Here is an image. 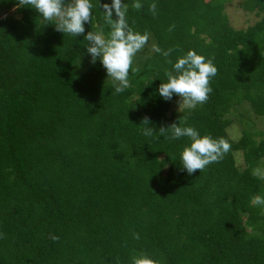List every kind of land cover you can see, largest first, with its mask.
Listing matches in <instances>:
<instances>
[{"label":"trees","instance_id":"trees-1","mask_svg":"<svg viewBox=\"0 0 264 264\" xmlns=\"http://www.w3.org/2000/svg\"><path fill=\"white\" fill-rule=\"evenodd\" d=\"M234 1L130 8V26L150 34L142 54L151 51L136 55L131 87L117 95L83 55V36H63L17 0H0V264H264V210L250 203L264 194V132L229 134L237 106L264 118V0L241 1L259 17L245 28L231 24ZM93 16L95 25L99 9ZM189 49L218 72L187 122L231 144L192 176L180 170L187 138L158 131L183 115L173 109L178 97L157 93L167 60ZM144 117L157 129L151 138L140 132Z\"/></svg>","mask_w":264,"mask_h":264},{"label":"clouds","instance_id":"clouds-1","mask_svg":"<svg viewBox=\"0 0 264 264\" xmlns=\"http://www.w3.org/2000/svg\"><path fill=\"white\" fill-rule=\"evenodd\" d=\"M16 7L34 10L43 25H54L63 36L74 39L83 36L87 41L83 55L89 54L91 64L99 62L105 69L114 94H123L131 87L130 69L135 73L134 59L150 39L147 31L135 30L128 22L129 9L139 11L143 7L142 0H17ZM149 7L155 15L156 4ZM95 9H99L100 18L93 25ZM89 25L94 30H86ZM153 51L166 58L171 54V49L165 51L156 45H153ZM167 63L171 69L165 70L163 80L159 79L157 93L165 102L178 97L177 111L183 115L177 122L161 126L158 131L170 141L187 138L189 142L179 154L180 170L192 176L197 170L201 172L221 160L231 148L225 138L202 135L187 122L191 112L209 99L213 91L210 81L217 75L218 68L212 59L194 49H189L175 61L168 59ZM141 125L143 136L151 138L157 133L148 117L142 119ZM250 203L264 210V194L254 195ZM134 264H152V261L136 258Z\"/></svg>","mask_w":264,"mask_h":264},{"label":"rangeland","instance_id":"rangeland-1","mask_svg":"<svg viewBox=\"0 0 264 264\" xmlns=\"http://www.w3.org/2000/svg\"><path fill=\"white\" fill-rule=\"evenodd\" d=\"M242 0H235L232 4H229L227 6V12L230 17L231 24L236 28H245L248 25H251L255 23L259 17L256 16L255 13H246L243 11V9L240 7V3ZM15 8L8 11L7 14L2 15H10L14 14ZM151 51V48L149 49ZM147 51V55L150 54V52ZM142 50L137 54L140 56H147L145 54H142ZM179 99V98H178ZM177 100H175L173 109L177 111ZM230 117L234 120H236L235 124H233V127H230L229 134L232 139H238L242 135V129L248 128L252 132L258 133L256 135V138L259 139L262 134L261 132H264V118L256 116L250 112V107L247 103H244L242 106H237L236 108H233V114L230 115ZM238 163L243 168L245 166L243 155L240 153L238 156ZM258 174L263 178L264 180V163H262L258 169Z\"/></svg>","mask_w":264,"mask_h":264}]
</instances>
